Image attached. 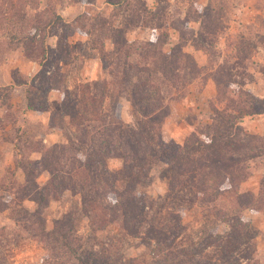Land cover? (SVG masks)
<instances>
[{"label": "rangeland", "instance_id": "obj_1", "mask_svg": "<svg viewBox=\"0 0 264 264\" xmlns=\"http://www.w3.org/2000/svg\"><path fill=\"white\" fill-rule=\"evenodd\" d=\"M110 1L115 5L109 0H0V264H264V212L246 209L236 221L238 212L222 196L203 202L213 189L210 182L202 188L199 177L186 176L188 185L175 189L173 169L161 153L158 164L133 171L121 156L104 155L100 162L96 154L90 161L89 149L100 146L101 136L91 133L96 141L82 143L81 130L63 112L79 84L91 82L99 94L107 87L106 124L138 130L143 120L157 139L159 134L167 144H183L213 121L216 108L235 112L224 68L238 62L246 87L264 97V0H145L150 8H165L159 31L170 39L163 49H173L178 27L207 37L204 44L189 40L183 48L197 55V68H189L178 86L162 84V96L153 92L163 104L160 122L143 117L133 106V87L148 74L137 73L119 84L115 67L117 49L151 38L150 28L127 27L142 0ZM36 30L38 38L47 36V52L37 61L24 49L31 41L26 35ZM208 78L217 86L215 98L208 100L210 111L199 110L204 101L196 97L193 106L199 112L187 110L191 128L178 142L172 135L183 131L178 110L183 108L174 106L184 102L193 84L194 91L201 90ZM30 88L33 108L27 102ZM259 115H246L242 125L264 136L246 125ZM48 164L60 168L52 187ZM251 171L241 187L258 193L264 164ZM79 174L87 176L85 183ZM63 175L75 179L61 186ZM79 187L113 211H86ZM105 188L131 190L137 206L121 203L119 194L102 197Z\"/></svg>", "mask_w": 264, "mask_h": 264}, {"label": "trees", "instance_id": "obj_2", "mask_svg": "<svg viewBox=\"0 0 264 264\" xmlns=\"http://www.w3.org/2000/svg\"><path fill=\"white\" fill-rule=\"evenodd\" d=\"M109 2L115 5L113 1L109 0ZM198 12L200 13L199 10ZM130 19L127 27L150 28L152 35L144 42L133 41L128 44V49H117L115 67L119 73V84L129 82L137 73L148 74L139 79L138 86L133 87L135 91L133 106L143 117H153V122H160L158 118L161 115L163 104L159 101L156 102L158 98L152 95L153 92L162 96V84L178 86L189 68L191 70L192 67L193 69L197 68L195 57L183 48L189 40L197 45L202 42L204 44L207 37L201 31H198V35L195 36L194 29L189 31L184 27H178L175 29L179 32V40L174 44L173 49H163L170 39L169 33L159 31L166 19L165 8L161 6L155 9L150 8L145 0H142V7L132 14ZM191 22L189 16L185 23L190 25ZM37 33L36 30L26 35L27 38H31V41L29 45L24 44L27 57L36 61L39 60L40 54L45 57V52H47L45 49L47 47L46 33H43L40 38ZM240 58L244 60L243 57L240 56ZM240 66L237 62L229 69L224 68L227 77L224 84L234 95V103L231 106L235 112L229 113L214 108L213 121L206 123L199 131L192 132L183 144H167L161 140L159 134L157 139L154 131L143 120L139 121L138 130L133 126H124L122 123L106 124L110 116L105 111L107 87H104L99 94L91 82L79 84L75 92V99L71 101L68 108H63V112H67L70 122L81 130L82 137L79 140L82 143L90 144L91 141H96L95 136L89 137L91 133L101 136V144L98 148L89 147L90 161H94L96 154H98L100 162L104 155L121 156L126 168L133 171L134 167L149 169L158 164L161 161L159 158L161 153L171 166V171L173 169V178L176 180L175 189L188 185L186 176L203 179L204 186L202 188H207L206 186L210 182L213 196L203 202H214L217 196H222L227 205H232L233 210L238 212V215L233 217L238 221L241 212L246 209L264 212V176L261 178L258 193L242 190L241 187L242 183L252 175L251 168L258 166L259 163L264 164V136L249 133L242 125V120L246 115L264 114V97L255 95L246 87L248 81L243 71H239ZM106 67L108 66L106 65ZM159 74H162L163 78H160ZM155 79H157V83ZM31 92L30 88L27 98L29 108H33ZM119 110L120 105L118 108L115 106L114 111H117V114ZM82 159L84 158L82 157ZM95 159L97 160V157ZM47 166L51 173L50 187H52L55 185L56 177L61 176L57 173L60 168L52 167V164ZM105 172L107 173V170ZM79 176V180L83 183L87 181L85 174H79ZM68 178L75 179L74 176L63 175L64 183H61V186H67ZM94 183V187H96L98 182ZM79 189L80 191L77 192L82 194L86 211H113L112 207L98 202L99 199H89L82 187ZM179 189L182 190V188ZM199 190H202L201 187ZM101 194L106 198H113L111 194H119L122 199L121 203L128 201L133 208L134 205L137 206L135 203L137 197L129 189L115 193L105 188L104 193L101 192ZM123 194L124 196H121ZM54 198L58 197L55 195ZM113 203L120 204L119 201L116 202V199H113ZM88 206L91 207V210H88ZM243 233L242 230L241 235ZM81 264L87 263L82 261Z\"/></svg>", "mask_w": 264, "mask_h": 264}, {"label": "crops", "instance_id": "obj_3", "mask_svg": "<svg viewBox=\"0 0 264 264\" xmlns=\"http://www.w3.org/2000/svg\"><path fill=\"white\" fill-rule=\"evenodd\" d=\"M197 51H195V52L197 53ZM195 57H197V55ZM32 69H33L32 65H31L30 69H27V74L28 75H30L32 73L31 72ZM1 70H0V72H1ZM0 76H1V74H0ZM9 76H10V74H9ZM194 87L195 86L193 84L192 87H191V90L189 91L188 95L184 99V102L176 103L175 106H174V108L175 107L178 108V106H181L183 108V110L178 108L179 114L181 115V116H179V123L183 127V131H181V133H175V135L174 134L172 135V137L174 139H176V141H178V142L181 141V139H182L181 135L182 134L184 135L186 133L185 130H189V128H191V123L186 120L185 113H187V110H189L190 108L194 107L193 106V104L195 103L194 99H196V97L199 98L200 100L203 98V101H204L203 102V108L202 109L198 108V109L203 111V113H206V112L208 113V111H210V109H209L210 106L208 104V100L215 98V96L217 94V86H216L215 81L212 78H208L205 81V83H204V85H203L201 90L199 89L197 91H194V89H195ZM14 92H15V89L13 90V93H12V102H13V104H15ZM195 107H197V105ZM195 107H194V110L199 112V110L196 109ZM173 110H172V113L174 115V111ZM172 113H171V115H172ZM206 117H208L210 119V116H207L206 114H204V118L205 119H206ZM256 118H258V120L260 119L261 122H259ZM169 120H171V119H169ZM263 121H264V114H261V115H259L257 117H253V119H248V121H246V125H247V123H249L248 124L249 131L258 132L259 134H264V130H263L264 122ZM167 122H169V121L167 120ZM252 190H255V189L253 188Z\"/></svg>", "mask_w": 264, "mask_h": 264}]
</instances>
